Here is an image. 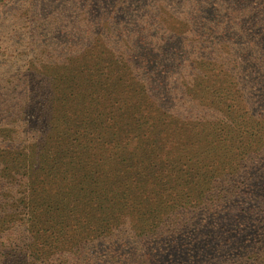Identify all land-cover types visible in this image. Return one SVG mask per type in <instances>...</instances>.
I'll return each instance as SVG.
<instances>
[{"label":"trees","instance_id":"trees-1","mask_svg":"<svg viewBox=\"0 0 264 264\" xmlns=\"http://www.w3.org/2000/svg\"><path fill=\"white\" fill-rule=\"evenodd\" d=\"M66 2H75L85 36L95 34L84 48L92 62L76 70L55 65L45 78L16 83L27 101L8 117L11 136L2 131L7 140L0 143V264H197L200 248L191 243L205 224L183 220L185 206L210 211V190L217 196L207 198L223 204L252 196L264 204V113H231L212 94L210 104L222 108L208 120L198 104L205 79L184 108L177 105L168 87L177 54L146 30L178 32L196 23L182 16L188 0L177 16L151 15L156 10L138 1L126 9L124 26L123 18L108 21L101 0ZM125 30L134 53L115 56L109 48ZM173 129L191 131V141L173 143ZM251 143L246 168L235 164L232 155ZM230 152L232 164L222 165ZM237 168L235 178L219 174ZM242 226L225 240L212 238V247L234 243ZM231 257L224 264H247Z\"/></svg>","mask_w":264,"mask_h":264},{"label":"rangeland","instance_id":"rangeland-1","mask_svg":"<svg viewBox=\"0 0 264 264\" xmlns=\"http://www.w3.org/2000/svg\"><path fill=\"white\" fill-rule=\"evenodd\" d=\"M138 1L142 0H101L100 5L109 22L113 17L123 18L121 25L124 26L126 9L129 12L134 10ZM143 1L150 10H156L149 12L154 16H163L165 12L177 16L181 8L189 5L182 16L198 20L178 32L146 30L158 36L169 50L177 54L172 63L174 77L168 80V87L176 93L178 106L184 108L197 94L200 81L205 79L207 95L199 94L198 104L206 106L208 120L219 115L222 108L210 104L212 94L214 98L225 100L231 113H264V0H188V5L187 0ZM74 3L66 0H8L0 8V143L5 144L7 140H3L2 131L10 130L11 136L12 121L8 117H16L17 108L27 101L19 93L18 81L29 77L45 78L47 71L55 65H65L64 70L72 66L76 70L79 65L91 64L92 55H88L84 48L92 44L95 34L91 31L92 37H86L88 28L75 23ZM173 8L176 10L171 12ZM128 29L134 32L132 26ZM125 37L121 34L117 38V44L109 48L111 54L121 56L128 53L126 50L134 53L135 42L129 38L127 30ZM19 121L23 123L24 120ZM206 131L204 128L203 133ZM191 133L185 129H173L170 139L181 144L191 141ZM234 146L231 144L232 151ZM255 148L253 143L249 149L242 145L232 155L233 162L246 168V162L251 158L249 153ZM242 149L245 153L240 154ZM231 152L225 160H220L222 165L226 162L232 164ZM241 172V168L219 170V174L231 173L232 178ZM211 193L216 198L215 190L204 194V205L212 208L210 211L199 203L188 204L182 218L202 220L205 224L198 233L199 239L191 243L195 249L200 248L197 264H224L226 260H234L231 256L235 254L237 259L243 258L244 263L258 260L256 264H264V250L259 249V244L264 242V204L253 196L246 201L235 198L236 201L231 199L223 204L208 199ZM175 214L177 211L173 218ZM163 219L159 224H165ZM241 225L244 227L234 237V243L221 249L212 247V238L225 240ZM9 233L12 231L7 229ZM188 236L196 237L190 233Z\"/></svg>","mask_w":264,"mask_h":264}]
</instances>
